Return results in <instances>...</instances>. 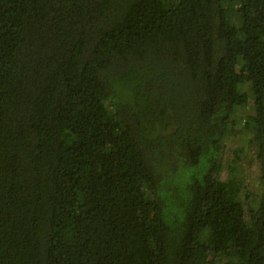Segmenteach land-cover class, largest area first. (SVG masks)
<instances>
[{
  "label": "trees",
  "instance_id": "trees-1",
  "mask_svg": "<svg viewBox=\"0 0 264 264\" xmlns=\"http://www.w3.org/2000/svg\"><path fill=\"white\" fill-rule=\"evenodd\" d=\"M229 3L0 0V264H264V0Z\"/></svg>",
  "mask_w": 264,
  "mask_h": 264
},
{
  "label": "rangeland",
  "instance_id": "rangeland-1",
  "mask_svg": "<svg viewBox=\"0 0 264 264\" xmlns=\"http://www.w3.org/2000/svg\"><path fill=\"white\" fill-rule=\"evenodd\" d=\"M225 7L230 12H235L237 4L229 3V0H225ZM154 8L158 11L159 4H155ZM244 89L250 94L251 83L246 82ZM252 100V98H251ZM239 108L232 116L233 125L232 130L228 133L224 140V145L221 147L223 153V161L225 168L228 169V163L237 168V182L238 189L236 198L242 202L246 210H249L250 205H253L256 197L261 194V188L259 183V165L255 158L257 151L254 134L243 128V125L247 117L252 114V105ZM241 150V152H238ZM238 154L239 157L236 158ZM235 160V163H232ZM230 174L225 170L223 178L227 179Z\"/></svg>",
  "mask_w": 264,
  "mask_h": 264
}]
</instances>
